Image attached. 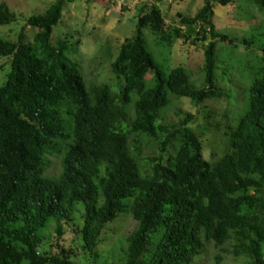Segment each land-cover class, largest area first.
I'll use <instances>...</instances> for the list:
<instances>
[{
	"label": "trees",
	"instance_id": "16d2710c",
	"mask_svg": "<svg viewBox=\"0 0 264 264\" xmlns=\"http://www.w3.org/2000/svg\"><path fill=\"white\" fill-rule=\"evenodd\" d=\"M66 1L27 18L37 30L32 43L24 34L18 42L0 37V58H12L0 86V264H80L72 249H43L53 248L69 225L84 254L99 258L103 232L120 215L137 227L100 264H201L211 244L218 250L215 264L225 255L264 264V42L243 41L259 54L248 65L253 75L237 105L241 118L224 132L228 147L220 159H205L192 114L177 110L184 115L178 123L164 118L175 99L199 107L230 96L220 89L225 82L218 72V42L230 38L217 31L214 17L216 4L234 0H205L194 17L179 14L186 32L169 28L158 5L143 6L135 37L112 65L124 79L120 96L107 85L88 86L79 64L67 58L68 42L52 45ZM247 1L264 14V0ZM18 20L0 4V27ZM144 30L167 52V62L177 41H209L203 86L183 67L161 70ZM146 146L153 155H143ZM55 154L63 171L49 177ZM80 204L82 227L76 224Z\"/></svg>",
	"mask_w": 264,
	"mask_h": 264
},
{
	"label": "rangeland",
	"instance_id": "374dc122",
	"mask_svg": "<svg viewBox=\"0 0 264 264\" xmlns=\"http://www.w3.org/2000/svg\"><path fill=\"white\" fill-rule=\"evenodd\" d=\"M55 1L0 0V4H8L19 18L16 23L0 27V37L18 42L20 35L24 34L26 42L32 43L37 30L27 25V18L42 15ZM204 3L205 0H67L63 18L53 29L51 42L54 46L61 41L68 42L71 51L67 58L79 64L88 86L107 85L114 94L120 96L124 79L114 73L112 65L118 58L123 44L135 37L141 8L145 5H158L169 28L181 27L183 32H186L185 27L181 25L179 14L194 17ZM248 4L250 3L247 0H234V3L227 7L215 5L214 23L217 31L230 38L225 43L218 42V72L225 82L219 85L223 92L228 88V99L224 96L206 101L199 107L194 106L189 98L175 99L174 107L164 114L168 123H178L180 118H184V115L177 116L176 111L179 109L194 116L192 128L201 138L204 157L210 163L216 162L224 155L228 147V138L224 132L230 133L228 129H235L241 118L237 105L243 104L244 95L251 84L253 74L248 65L256 64L255 57L259 52L257 48L249 49L243 41H254L256 45L264 42V14ZM143 32L152 42L151 48L161 70L183 67L193 73V81L198 87L203 86L204 52L209 41L193 44L181 39L174 45L167 62V52L154 44V38L148 30ZM11 65L12 58H0V86L6 84ZM151 77L152 74L148 79ZM231 80L234 81L233 86L229 85ZM153 154L151 147L144 148L143 155ZM49 160L51 165L46 176L58 177L63 171L61 156L51 155ZM78 208L80 211L76 214V224L82 227L84 207L80 204ZM136 227L137 223L129 215H120L104 230L102 242L97 249L99 258L96 259L84 254L78 234L72 225L65 227L61 240L53 241V248L48 245L43 249L47 253H58V245L64 246L74 251L78 256V263L100 264L102 257H107L113 246L119 241H125ZM217 253L214 245H209L201 264H215ZM224 257L223 264H243L242 261L235 262L232 257Z\"/></svg>",
	"mask_w": 264,
	"mask_h": 264
}]
</instances>
